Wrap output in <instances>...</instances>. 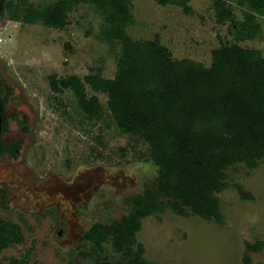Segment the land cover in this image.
I'll use <instances>...</instances> for the list:
<instances>
[{
	"label": "rangeland",
	"instance_id": "1",
	"mask_svg": "<svg viewBox=\"0 0 264 264\" xmlns=\"http://www.w3.org/2000/svg\"><path fill=\"white\" fill-rule=\"evenodd\" d=\"M25 1L39 6L51 0ZM226 1L242 21L245 9L236 0ZM133 2L136 20L129 35L138 40L160 35L176 59L210 66L213 51L234 41L232 24L216 20L215 0H190V13L154 0ZM18 11L7 9L2 18L0 70L11 92L7 112L19 113L20 122L26 115L28 122L10 119L4 135L22 146L19 160L0 162L10 201L4 208L0 190V217L22 224L26 240L3 250L0 264L125 263L129 258L110 243L98 247L82 236L96 223L130 215L136 196L156 187L159 173L149 145L118 128L106 94H97L101 108L89 115L71 89L55 93L49 80L96 73L113 79L122 44L103 37L104 17L92 4L72 11L64 29L12 20ZM259 20L261 34L240 45L264 55V18ZM226 172L229 187L218 195L223 223L181 216L167 204L141 220L137 239L151 264H244L247 253L253 263H264V159L255 169L240 163ZM38 188L46 194L36 201ZM247 244L260 246L248 252Z\"/></svg>",
	"mask_w": 264,
	"mask_h": 264
},
{
	"label": "trees",
	"instance_id": "2",
	"mask_svg": "<svg viewBox=\"0 0 264 264\" xmlns=\"http://www.w3.org/2000/svg\"><path fill=\"white\" fill-rule=\"evenodd\" d=\"M15 1L0 0L2 18L7 9L14 8L22 12L10 16L12 20L54 29L67 27L70 13L79 5L96 7L104 17L103 37L122 44L115 77L100 73L84 79L51 75V90L61 93L71 89L89 115L98 114L101 108L97 94H106L118 128L144 139L158 167L156 187L136 196L130 215L90 226L82 241L98 247L110 243L129 258L117 264H151L144 257L145 247L137 233L141 220L164 204L181 216L194 214L223 223L218 195L229 187L227 169L240 163L255 169L264 159V55L240 45L261 34L259 17L264 18V0H236L245 9L242 21H237L226 0H215L216 20L232 24L234 41L213 51L210 66L189 58L176 59L160 35L152 40L133 39L128 33L136 20L133 0H51L39 6L20 0L21 8ZM154 1L192 11L190 0ZM4 86L0 85L3 135L11 118L7 112L11 92ZM21 146L13 142L3 147L1 141L0 157L8 149L17 155ZM0 240L1 253L9 243L22 244L26 237L19 224L1 220ZM259 246L247 244V251H257ZM243 261L264 264L253 263L249 253Z\"/></svg>",
	"mask_w": 264,
	"mask_h": 264
},
{
	"label": "flooded vegetation",
	"instance_id": "3",
	"mask_svg": "<svg viewBox=\"0 0 264 264\" xmlns=\"http://www.w3.org/2000/svg\"><path fill=\"white\" fill-rule=\"evenodd\" d=\"M0 85H5L4 87H5V90L7 91V92H10V87L3 81V80H0ZM11 97V96H10ZM10 99V98H9ZM8 102H9V100H8ZM9 114V113H8ZM15 116H17V119H15L14 117ZM19 117H20V114L19 113H14V114H12L11 115V118L10 119H12V120H14V121H16L18 124H20V123H22V122H28V117L25 115L24 116V118L22 119V121L20 122L19 121ZM9 119V120H10ZM7 133V132H6ZM5 133V134H6ZM4 134V135H5ZM4 135H2V138H1V141H2V145H3V147H9L10 145H11V143H13V142H16V141H14V140H12V139H10V140H5L4 139ZM1 141H0V145H1ZM16 143H20V142H16ZM10 149H8L7 151H5V154H3L1 157H0V162L1 161H3L5 158H9V159H12V160H19L20 159V157H21V154H20V152H21V148L20 149H18L17 150V155H13V153L12 152H10L9 151ZM4 181L3 180H0V190L2 191V198H1V204L4 206V208H8V204L10 203V201H9V199L7 198L8 197V190H7V186H4ZM39 190H40V192H38V194H37V191H36V196H35V199L34 200H36V201H38L37 199L39 198V197H41L42 196V194H46V192H45V190L43 189V188H38ZM1 220H4V221H7L8 223H16V224H19L22 228H23V231H24V227L22 226V224H20L19 222H17L16 220L14 221V220H12V218L11 217H0V221ZM25 233V232H24ZM7 239L9 238V235H7V237H6ZM1 243H3L1 240H0V245H1ZM25 243V242H24ZM24 243H22V244H16V243H9V245L7 246V247H5L3 250H5V249H7V248H9V247H18V246H21V245H23ZM2 250V251H3ZM2 253V252H1ZM0 253V254H1Z\"/></svg>",
	"mask_w": 264,
	"mask_h": 264
},
{
	"label": "water",
	"instance_id": "4",
	"mask_svg": "<svg viewBox=\"0 0 264 264\" xmlns=\"http://www.w3.org/2000/svg\"><path fill=\"white\" fill-rule=\"evenodd\" d=\"M1 23H2V16L0 13V30H1ZM2 135H3V116H2V108L0 105V141H1Z\"/></svg>",
	"mask_w": 264,
	"mask_h": 264
},
{
	"label": "built area",
	"instance_id": "5",
	"mask_svg": "<svg viewBox=\"0 0 264 264\" xmlns=\"http://www.w3.org/2000/svg\"><path fill=\"white\" fill-rule=\"evenodd\" d=\"M3 41V39L0 37V43Z\"/></svg>",
	"mask_w": 264,
	"mask_h": 264
},
{
	"label": "crops",
	"instance_id": "6",
	"mask_svg": "<svg viewBox=\"0 0 264 264\" xmlns=\"http://www.w3.org/2000/svg\"><path fill=\"white\" fill-rule=\"evenodd\" d=\"M2 42H4V40Z\"/></svg>",
	"mask_w": 264,
	"mask_h": 264
}]
</instances>
